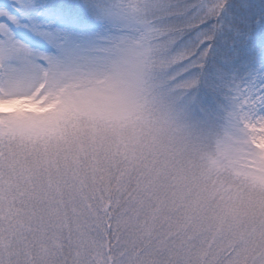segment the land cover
<instances>
[{
  "label": "snow or ice",
  "instance_id": "snow-or-ice-1",
  "mask_svg": "<svg viewBox=\"0 0 264 264\" xmlns=\"http://www.w3.org/2000/svg\"><path fill=\"white\" fill-rule=\"evenodd\" d=\"M0 264H264V0H0Z\"/></svg>",
  "mask_w": 264,
  "mask_h": 264
}]
</instances>
